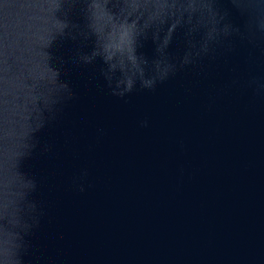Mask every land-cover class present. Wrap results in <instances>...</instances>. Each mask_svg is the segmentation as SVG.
Returning a JSON list of instances; mask_svg holds the SVG:
<instances>
[{
  "label": "water",
  "instance_id": "1",
  "mask_svg": "<svg viewBox=\"0 0 264 264\" xmlns=\"http://www.w3.org/2000/svg\"><path fill=\"white\" fill-rule=\"evenodd\" d=\"M208 5L0 0L6 264L31 205L23 264H264V97L245 86L264 53L236 41L185 64ZM133 25L135 64L109 59Z\"/></svg>",
  "mask_w": 264,
  "mask_h": 264
},
{
  "label": "clouds",
  "instance_id": "2",
  "mask_svg": "<svg viewBox=\"0 0 264 264\" xmlns=\"http://www.w3.org/2000/svg\"><path fill=\"white\" fill-rule=\"evenodd\" d=\"M206 13L210 17V42L206 43L201 49L191 54V58H186L185 64H196L205 57L214 56L217 50L225 49L231 51L236 41L247 42L252 49H259L264 53V0H209L206 6ZM238 14V15H234ZM133 26L124 29L127 37V47L110 46L109 56L111 59L115 55L127 57L135 64V57L131 55L133 43ZM114 67V66H113ZM154 81H146L147 87L151 88ZM238 83V81H233ZM245 86L253 90L257 97H264V76H250ZM132 89V81H128V91ZM122 95V94H121ZM147 126V121L143 122ZM86 176L87 173L82 174ZM84 188L81 185L80 191ZM3 206L0 205V219L3 218ZM39 223L36 206L31 205L27 212L22 215L12 214L10 224L18 233V241L15 244L14 260L11 264H23L22 254L27 251L25 237ZM2 232V226H0ZM0 264H6L0 258Z\"/></svg>",
  "mask_w": 264,
  "mask_h": 264
}]
</instances>
